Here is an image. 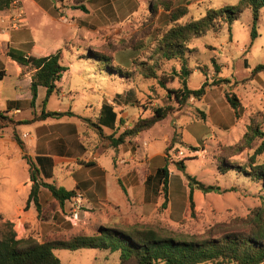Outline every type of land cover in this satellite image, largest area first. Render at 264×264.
<instances>
[{
    "label": "rangeland",
    "instance_id": "rangeland-1",
    "mask_svg": "<svg viewBox=\"0 0 264 264\" xmlns=\"http://www.w3.org/2000/svg\"><path fill=\"white\" fill-rule=\"evenodd\" d=\"M54 1L57 5L63 6L67 18V25L57 24L56 27V35L61 38L62 49L66 54L63 66L67 69L74 61L75 65L71 71L84 70V77L89 81L86 84L76 79L72 72L63 73L61 81L63 88L67 92L70 88L79 90L76 100L80 111L85 110L88 114H95L102 102L106 104L107 97L113 98L117 105L120 102L126 101L129 104L131 102L137 107L133 108L131 105L127 108L130 115L126 123L132 125L138 119L135 117L136 109L141 110L142 118H145L158 107H174V111L166 119L137 137L135 147L139 154L162 155L165 149V135H169L168 143L174 138L175 142L168 152V155L173 154L175 157L172 159L168 156L170 175L167 187L175 213L179 214L180 219L186 214L187 217L180 223L170 220V223H164L156 218L150 225H168L177 232L197 236L209 231L241 230L243 225L240 221L253 215L254 211L262 206L264 190L260 183L246 178L244 174H237L233 170L222 174L218 166L221 158H226L231 163L248 167L250 157L260 145V141H257L254 150L238 149L250 119L260 113L264 114V72L251 76L255 67L264 65V10L256 23L257 37L254 39L251 35L253 17L251 11L246 9L230 26L225 25L219 31L208 32L191 42L186 53L187 68L190 71L186 78L187 86L192 90L199 89L204 83L208 86L202 100L191 98L186 106L179 107L169 91L182 87L181 80L177 76V73L181 72V63L177 60L157 62L159 67L154 66L155 79L146 78L145 70L140 66V63L145 61L151 63L150 59L154 60L156 57L155 49L158 46L155 40L156 29H164L171 25L166 12L158 8L156 14H151L150 6L170 0H134L135 2L109 0L108 4H106L107 0H84L82 3L87 6L88 13L75 9V6L80 5L78 3L81 0H77V3L73 0ZM171 3L172 8L188 9V14L181 21L184 23L202 18L210 9L235 7L239 0H171ZM100 6L106 11H113L114 16L108 18L99 10ZM113 24H125L124 37L123 33L117 30L116 25L106 29ZM137 46L140 47L134 49ZM78 53L84 58L80 56L82 59L77 60L75 55ZM100 54L112 57L109 66L113 67V71L104 67L106 62L95 59V55ZM163 77L166 79L165 86L160 85ZM120 78H124L126 83L119 82ZM125 88L127 90L131 88L132 92L120 96L121 99L119 96L114 97V93L121 92ZM227 93L236 96L239 101V118L235 117L225 98ZM85 102H89L93 108L85 109ZM179 152H183L184 156H177ZM182 160L184 169H180L176 164ZM256 160L264 163V154L258 156ZM21 171L20 166L15 174L16 178L13 179L8 169L0 170V182L4 194L9 193L10 184H15L21 178ZM189 177L206 187L218 189L208 194L196 189L192 190L195 204L193 217L187 213L192 189L189 186ZM42 208V216H44L42 220H47L53 212V206H42ZM62 221L67 228L71 227L65 219L62 218ZM5 223L9 221L0 220V236L6 231ZM78 225L74 228L77 232L72 231L62 236L93 235L99 230V226L79 230L81 224ZM16 234L18 237L19 234L17 232ZM38 238L42 242L53 236H48L46 239ZM55 254L63 264H119L120 262L119 252L97 249L57 250Z\"/></svg>",
    "mask_w": 264,
    "mask_h": 264
},
{
    "label": "crops",
    "instance_id": "crops-1",
    "mask_svg": "<svg viewBox=\"0 0 264 264\" xmlns=\"http://www.w3.org/2000/svg\"><path fill=\"white\" fill-rule=\"evenodd\" d=\"M86 9L85 13H88L87 6ZM99 10L108 18L114 16L113 11H106L104 7ZM66 22L63 6L57 5L54 0H17L10 9L0 12V74H3L0 80V113H6L16 122L31 120L33 113L40 114L43 109L52 112L70 111L76 115L60 119L48 118L20 125L15 130L0 129V170L8 169L11 178L15 179L18 167L22 168L21 178L15 184L9 185L8 194L3 193L0 182V220L12 223L19 234L18 238L33 235L46 239L48 236L77 232L74 228L79 225L67 228L62 221V218L65 219L68 202L61 208L46 188L40 189L39 199L42 206H53V212L47 220L38 218L33 203L27 205L33 185L30 173L33 166L44 182L84 195L85 204L80 213L79 230L135 223L150 225L156 218L164 223H170L169 220L180 223L187 214L180 219L179 214L175 213L168 187V206L159 212L163 198L158 171L166 163L165 149L162 155L149 156V153H138L135 147L137 137L118 147L101 141L83 119L96 122L104 102L95 114L80 111L76 100L79 90L70 88L67 92L61 85L64 75L57 83L59 91L51 95L47 103L46 88L39 87L34 108L31 107L30 87L34 71L13 61L9 50L15 49L29 54L32 48H38L43 51V56L61 50L63 64L66 54L62 49L61 38L56 35V27L57 24L67 25ZM114 25L116 24L106 29ZM116 28L124 37L125 24H118ZM75 56L77 60L84 58L79 53ZM74 65L75 62L72 61L64 73H71ZM84 73L81 69L71 74L87 84L89 81ZM120 79L119 82L126 83L124 78ZM130 89L118 91L114 93V97L119 96L121 99L120 96L132 92ZM106 104L117 113L115 131L118 134L130 129L143 117V112L136 109L135 117L138 119L129 125L126 123L130 115L127 108L131 105L134 108L136 104L125 101L117 105L110 97H107ZM84 107L93 108L89 102H85ZM103 130L106 135L113 133L105 128ZM15 131L23 147L15 141ZM169 140V135H165V148ZM187 213H190V204L187 206Z\"/></svg>",
    "mask_w": 264,
    "mask_h": 264
},
{
    "label": "trees",
    "instance_id": "trees-1",
    "mask_svg": "<svg viewBox=\"0 0 264 264\" xmlns=\"http://www.w3.org/2000/svg\"><path fill=\"white\" fill-rule=\"evenodd\" d=\"M77 3V0H73ZM81 0L75 6L86 12V5ZM87 1V0H86ZM17 3V0H0V12L10 9ZM158 8L168 14L170 26L164 29H156L155 40L158 43L155 49L156 57L151 63L142 62L140 66L145 70L146 78H156V69L159 67L157 62H170L177 60L181 63V72L177 73L181 80V89L169 91L174 101L179 107L186 106L191 98L202 100L206 95L207 83H204L199 89H189L186 78L190 71L187 68L186 53L189 51V45L197 38L206 35L208 32H217L223 26H230L246 10L251 11L253 17L252 38L257 37L256 23L260 19L262 10H264V0H239L235 7L227 6L221 9H210L206 14L197 20H190L182 23L183 18L188 14L186 7L172 8L171 0L161 2L160 5H151V14H156ZM137 46L134 49H138ZM9 56L18 64L28 67L34 71L31 82V107L34 108L39 87L46 88L47 94L45 103L48 102L51 95L57 93L59 88L57 83L62 79L66 68L62 64V51L49 56H43V51L38 48H32L29 54L10 49ZM95 59L100 62H106L104 67L113 71L109 66L112 57L100 54L95 55ZM108 65V66H107ZM264 72V65L255 67L251 76ZM127 75V73H126ZM3 74H0V80ZM228 82V81H226ZM166 79L160 80V85L165 86ZM225 98L231 106L236 118L240 117V104L236 96H230L228 93ZM174 107H158L152 114L146 118H139L130 129L124 130L118 134L115 131L117 123V113L114 109L104 104L101 114L96 122L83 119L84 122L93 129L99 139L108 142L112 147H118L138 137L141 133L152 129L161 121L166 119ZM34 117L28 121H14L6 113H0V129L13 128L20 125L32 124L34 122L44 121L48 118L60 119L63 117L76 116L72 112H52L43 109L40 114L33 113ZM204 119V115H202ZM264 114L260 113L250 119L243 135L242 143L238 149L254 150L256 142L260 145L254 150V154L249 159L248 167L231 163L226 158H221L218 170L226 174L233 170L237 174L241 173L252 181L260 183L264 190V163H259L256 159L264 154ZM104 127L113 130L111 135L104 133ZM15 141L23 147L19 135L14 132ZM174 138L166 145L165 166L158 171L160 175L161 193L163 202L160 206V212L168 206V152L174 144ZM176 164L180 169H184V161ZM31 181L33 183L28 204L33 203L39 219L42 216V205L39 199L41 188H46L52 198L62 208L66 201L75 196L74 191H67L53 183H46L40 177L39 171L31 166ZM189 186H191L189 204L191 217L195 214V204L192 198V190L196 189L203 194L217 191L214 187H206L194 178L189 177ZM243 228L236 230L209 231L201 236L184 234L177 232L170 226L160 224V226L143 225L135 223L131 225L122 224L120 226L100 227L93 235L76 234L71 237L54 235L45 241L30 235L18 238L14 225L5 223L6 231L0 236V264H63L55 254L57 250L77 251L82 249H97L109 252H119V264H264V197H262V206L254 211L247 219L240 221Z\"/></svg>",
    "mask_w": 264,
    "mask_h": 264
},
{
    "label": "built area",
    "instance_id": "built-area-1",
    "mask_svg": "<svg viewBox=\"0 0 264 264\" xmlns=\"http://www.w3.org/2000/svg\"><path fill=\"white\" fill-rule=\"evenodd\" d=\"M168 156H170V158L172 159L173 157H175L173 156V154H170ZM177 156H184V154L183 152H179ZM67 202L68 205L65 209L64 218L71 225L77 226L81 222L80 213L85 204V197L82 193H76L75 196H73Z\"/></svg>",
    "mask_w": 264,
    "mask_h": 264
}]
</instances>
